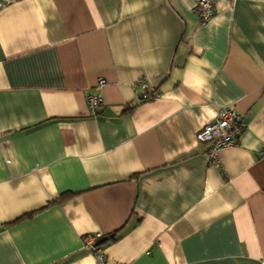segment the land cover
<instances>
[{
  "label": "crops",
  "instance_id": "obj_1",
  "mask_svg": "<svg viewBox=\"0 0 264 264\" xmlns=\"http://www.w3.org/2000/svg\"><path fill=\"white\" fill-rule=\"evenodd\" d=\"M213 1L0 0V264H263L264 0Z\"/></svg>",
  "mask_w": 264,
  "mask_h": 264
},
{
  "label": "built area",
  "instance_id": "obj_2",
  "mask_svg": "<svg viewBox=\"0 0 264 264\" xmlns=\"http://www.w3.org/2000/svg\"><path fill=\"white\" fill-rule=\"evenodd\" d=\"M9 1V0H6ZM195 12L199 16L202 23L211 20L215 13L216 7L213 0H194ZM107 84V79L102 77L99 79L96 88L102 89ZM137 91L141 100H151L157 97L154 92H147V83L140 80L137 84ZM88 103L93 114L97 113V109L105 104V98L100 91L90 92L87 95ZM246 127L243 114L232 106H223L219 109L214 121L206 123L198 132L199 141L206 143L207 153L212 163H218L220 151L226 147L234 146L238 143V139L242 131ZM264 154V152H263ZM104 235L102 233L88 234L84 237L86 248L98 259L100 264H105V254L97 245V241ZM264 264V262H263Z\"/></svg>",
  "mask_w": 264,
  "mask_h": 264
},
{
  "label": "water",
  "instance_id": "obj_3",
  "mask_svg": "<svg viewBox=\"0 0 264 264\" xmlns=\"http://www.w3.org/2000/svg\"><path fill=\"white\" fill-rule=\"evenodd\" d=\"M107 239V237H102V238H100L99 240H98V244H100V243H102L104 240H106Z\"/></svg>",
  "mask_w": 264,
  "mask_h": 264
},
{
  "label": "trees",
  "instance_id": "obj_4",
  "mask_svg": "<svg viewBox=\"0 0 264 264\" xmlns=\"http://www.w3.org/2000/svg\"><path fill=\"white\" fill-rule=\"evenodd\" d=\"M68 194H69V193H65V194H63L62 198H65V197H67V196H68Z\"/></svg>",
  "mask_w": 264,
  "mask_h": 264
}]
</instances>
